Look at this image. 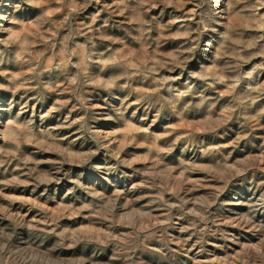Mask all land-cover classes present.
Returning a JSON list of instances; mask_svg holds the SVG:
<instances>
[{"label": "rangeland", "instance_id": "obj_1", "mask_svg": "<svg viewBox=\"0 0 264 264\" xmlns=\"http://www.w3.org/2000/svg\"><path fill=\"white\" fill-rule=\"evenodd\" d=\"M0 264H264V0H0Z\"/></svg>", "mask_w": 264, "mask_h": 264}, {"label": "clouds", "instance_id": "obj_2", "mask_svg": "<svg viewBox=\"0 0 264 264\" xmlns=\"http://www.w3.org/2000/svg\"><path fill=\"white\" fill-rule=\"evenodd\" d=\"M0 250H2V249H0Z\"/></svg>", "mask_w": 264, "mask_h": 264}]
</instances>
